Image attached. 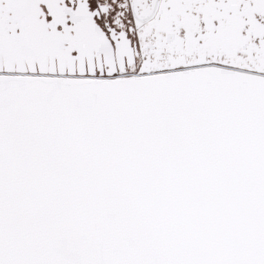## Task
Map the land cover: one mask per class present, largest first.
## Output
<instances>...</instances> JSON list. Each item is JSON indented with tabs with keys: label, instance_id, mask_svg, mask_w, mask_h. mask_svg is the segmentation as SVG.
I'll list each match as a JSON object with an SVG mask.
<instances>
[{
	"label": "snow or ice",
	"instance_id": "snow-or-ice-1",
	"mask_svg": "<svg viewBox=\"0 0 264 264\" xmlns=\"http://www.w3.org/2000/svg\"><path fill=\"white\" fill-rule=\"evenodd\" d=\"M0 264H264V0H0Z\"/></svg>",
	"mask_w": 264,
	"mask_h": 264
}]
</instances>
